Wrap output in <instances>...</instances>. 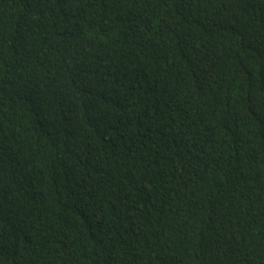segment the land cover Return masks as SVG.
<instances>
[{"label":"trees","instance_id":"obj_1","mask_svg":"<svg viewBox=\"0 0 264 264\" xmlns=\"http://www.w3.org/2000/svg\"><path fill=\"white\" fill-rule=\"evenodd\" d=\"M0 264H264V0H0Z\"/></svg>","mask_w":264,"mask_h":264}]
</instances>
